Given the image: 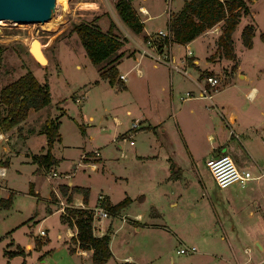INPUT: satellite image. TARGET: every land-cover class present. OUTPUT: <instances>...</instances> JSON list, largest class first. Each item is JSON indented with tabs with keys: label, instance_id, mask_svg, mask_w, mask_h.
<instances>
[{
	"label": "rangeland",
	"instance_id": "1",
	"mask_svg": "<svg viewBox=\"0 0 264 264\" xmlns=\"http://www.w3.org/2000/svg\"><path fill=\"white\" fill-rule=\"evenodd\" d=\"M180 2L181 0H147L144 3H150L154 11L164 6L163 12L169 16L171 13L166 8L173 10ZM245 2L249 13L240 18L231 36L234 51L239 56L241 74L245 76L234 78L233 75L236 84L217 93L212 90L211 99L194 96L181 99L180 95L185 90L196 93L197 85L188 76L169 71L166 65L147 55L141 56L142 61L135 64L141 53L140 47L147 46L144 43L147 37L142 38L141 46L135 44L132 31L115 13L113 0H54L51 17L56 19L51 24H19L10 21L0 24V88L29 70L39 82H47L50 91L48 105L37 112H31L28 119L8 130L10 134L6 142L9 144V152L15 154L11 156L5 174H0V197L10 195L8 205L0 204V264H20L22 260L18 255L7 258L2 254L4 247L10 248L12 243L7 242L11 239L24 248H27L28 241L31 242L32 249L25 257V264L74 263L64 245V242L68 246L73 242L71 236H65V223L61 222L60 217L63 212L59 210L54 193L53 196L51 194L54 189L65 199L59 191V181H71L72 185L86 187L87 207L91 209L96 205L98 193H102L106 201L109 199L112 204L125 196L129 197L130 201L119 209L118 214L111 213L109 217L101 219L103 223H111L108 232L109 248L113 256L106 264H119L124 260L135 264H232L235 261L233 252L240 261L247 258L246 264H264V248L258 250V245L251 238L257 234L258 240L264 244L263 227L243 217L244 232H233L231 236V232L227 230H212L205 224L202 216L193 217L189 214L191 205L203 203L194 199L195 194L198 195L200 191L204 193L198 177L208 187L214 185L203 160L197 163V171H186V174L195 177L191 179L189 188L183 190L180 183L165 179L169 172L170 161L167 156L170 148L179 159L185 155V140L193 153L198 155L197 159H200L209 144L205 133L215 136V144L223 142V146L219 148L222 150L220 153L228 154L232 149L242 162L241 165L248 168L251 174L254 172L251 157H256L258 161L254 152L264 153V142L259 139H253L251 143L255 150L253 152L247 136L236 133L238 131L235 126L231 128L235 130L237 137L228 131L229 127H220L219 116L223 111L220 103H229L231 111H237L240 101L244 100L240 87L245 88L250 83L256 85L259 89L258 96L264 103V40L260 38V34L264 32V0ZM131 5L135 9L132 1ZM164 16L163 13L152 23L162 25ZM99 18L104 22L113 21L112 31L116 36L126 38L118 49L124 54L117 67L121 72H126L124 83L127 87H120L123 82L118 76L115 84L109 85L99 75L100 70L107 66L108 59L98 65L92 64L72 30L73 25L81 21H93L98 25ZM246 24L254 27L249 48H245L241 42V30ZM155 34L151 36L155 37ZM209 34L212 33L207 35ZM216 37L213 40L215 48ZM33 38L40 41L47 58L46 63L36 62L29 54L28 46ZM160 39L154 40L156 46ZM147 47L150 48V45ZM161 47L162 45L158 46ZM184 50L185 47L181 44L171 48L179 59L184 57ZM190 50L203 63L204 45L195 41L190 45ZM212 56L210 63L218 68L212 69L210 74L218 79L215 89H219L233 79L228 71L230 61L227 63L218 57L215 51ZM76 64L79 67H75ZM137 68L141 70L140 74ZM187 71L194 73L190 68ZM181 101L184 103L178 108ZM171 103L175 113H172ZM189 106H192L193 112L187 111ZM262 110L264 111V104ZM89 115L92 116L91 119L88 118ZM56 116H59V133L62 138L58 148L55 147L56 156L60 159L59 165L46 171L38 169L36 163L24 162L23 154L29 158L31 155L32 159V152L38 154V149L45 141V137L40 134L27 137L30 129L34 131L42 126L47 117ZM245 117L246 115L243 118L247 120ZM223 119L225 120L222 117ZM134 121L138 128L132 134L133 143L116 142L114 138L121 136ZM5 139L3 137L0 140ZM94 149L99 152L96 157L91 152ZM4 157L7 158L6 154L1 158ZM91 163L95 166L91 167ZM29 182L33 183L32 194L28 192ZM249 182L250 180L242 185H232L246 190L250 187ZM178 193V204L170 206L168 197L173 194L177 196ZM74 195L75 193L72 196ZM72 202L73 197L71 204ZM263 207L262 203V211ZM137 214L139 218H136ZM98 224L99 221L92 219V230L95 233ZM163 225H169V228ZM44 228H47L50 240L38 250L36 240H48L47 233L39 235V230ZM8 232L12 238H9ZM57 233L61 234L60 238ZM192 243L196 247L194 252H176L178 247ZM245 246L251 249V253H244ZM125 256L128 259H124Z\"/></svg>",
	"mask_w": 264,
	"mask_h": 264
},
{
	"label": "trees",
	"instance_id": "2",
	"mask_svg": "<svg viewBox=\"0 0 264 264\" xmlns=\"http://www.w3.org/2000/svg\"><path fill=\"white\" fill-rule=\"evenodd\" d=\"M132 0H115L114 9L120 21L133 33L142 30V22L137 11L131 5ZM249 13L245 0H183L179 10L169 15L166 28L170 35L171 42L185 44L203 31L219 24V33L216 37L215 53L218 57L230 59L229 74H232L237 66V58L233 51L232 32L238 21ZM114 22L110 21L108 28L103 31L93 21H81L73 25L72 30L79 38L84 48L85 55L90 62L98 65L108 59L107 66L101 69L99 75L106 79L109 85H114L118 71L116 64L122 58L124 52L119 50L125 43L126 38H120L112 31ZM254 27L246 24L241 30V42L245 47L251 46V37ZM146 37L144 36V39ZM264 40V32L260 34ZM165 38H161L158 46H161ZM213 56L210 55L208 59ZM121 88L124 87L122 84ZM50 102V91L47 82H39L33 73L25 71L16 79L10 81L0 88V130L8 131L26 118L29 108L38 110ZM58 116L46 118L38 129L46 137V146L43 153L33 154L32 162L37 164L38 169L49 170L58 163V160L51 154V146L54 140H59ZM83 132V129L80 128ZM8 159L0 160V166H6ZM33 183L29 182L28 192L32 194ZM60 193L67 202L72 201L74 193L82 195L83 207L68 206L65 214L61 215V222L76 229L71 236L74 244L81 249H92L91 264H104L111 256L109 248V233L94 235L92 231V209L87 207L88 189L77 185H58ZM52 192V191H51ZM53 196V192L51 193ZM10 195L0 198L1 205H8ZM130 201L125 196L119 202L110 204L105 201V207L110 213H116L121 207ZM47 240H36V248H39ZM73 250L72 247H69ZM3 254L7 258L14 255L24 256V251L19 246L15 249H4ZM23 264V262H21ZM119 264H135L132 261H122Z\"/></svg>",
	"mask_w": 264,
	"mask_h": 264
},
{
	"label": "crops",
	"instance_id": "3",
	"mask_svg": "<svg viewBox=\"0 0 264 264\" xmlns=\"http://www.w3.org/2000/svg\"><path fill=\"white\" fill-rule=\"evenodd\" d=\"M113 1H115V0H113ZM145 1H147V0H141L140 2H137V0H132V3L134 4L135 9L137 10V14H138V16L142 22V30L139 33H133L132 32L133 33L132 34L133 40L135 41V44L137 46L138 45L141 46L143 44L142 38L144 36L147 37L148 35H151V34L153 35L154 33H156L157 30L164 29L166 26V21H167V15L168 14L165 11L163 12L164 6H161L158 10L154 11L152 5L150 3H148V4L144 3ZM182 3H183V0H181V2L173 10L169 8V12L172 14V13L176 12L177 10H179ZM92 9H94V8H92ZM163 13L165 14V16H164L162 25L161 24L155 25V23H152L155 19L159 18ZM100 20H101V18H99L97 20L98 26L100 27L101 30L105 31L108 28L110 22L109 21L104 22V21H102V20L100 21ZM100 22H102V23H100ZM208 33H212V34L207 35ZM218 33H219V24H216L213 27H211L210 29H207V30L203 31L202 33H200L198 36H196L191 41H189L185 44H181L183 47L188 48L189 50H190V45L195 41H199L202 46L204 45L205 53L202 56L203 63H200L199 58L197 57V55H195L193 53V50H190L191 53L189 56H187V55L185 56V50L182 53V55L184 56V57H182L184 59V63L181 64V67L185 68L186 71L188 68H190L191 71L194 72V73H190L189 71H187V73L189 75L188 77L195 84L196 83L202 84V82L204 83L205 76L211 75L210 74L211 70L214 68H218L217 65L210 63L211 59H208V57L210 55H212V53H214V51L216 50L213 40L218 35ZM174 45H177V44H174ZM212 46H214V47H212ZM233 51H234V48H233ZM170 53L173 54L172 51H170ZM234 53L236 55L238 63H237L236 69L234 71L235 73L234 72L232 73L231 78H233V75H234V78L237 76H238V78L239 77L242 78L245 75L241 74L240 65H239V56L235 51H234ZM135 55H136V52H135ZM141 56L143 57V55H140V54L138 55V57L135 60V64H138V63H140V61H142ZM175 57H176V55H175ZM222 59H224V58H222ZM120 60H121V58H120ZM120 60L118 61V63L120 62ZM224 60L227 61V63L230 61V64L232 62L230 59H224ZM117 64H116V68H117L118 74H124L125 78H126V72H121L119 70V68L117 67ZM75 67H79V64H76ZM137 70H138V73L140 74L141 70L139 68H137ZM204 74H206V75L204 76ZM234 78L228 84L222 86L219 89H216L214 91V93H217V92L227 88L228 86L236 84L234 81ZM124 80H120V81L123 82L122 84L124 85V87H127V85H125V83H124ZM170 87H171L170 91H172L173 88H172L171 83H170ZM240 90L242 91V94H243L242 97L244 98V100L240 101L237 111H235V112L231 111L232 106L229 103H220V106L223 109L222 113H220V116H219L221 118L220 127H224L223 125H225L226 127H229V125L224 123V119L222 120V117L225 118V120L226 119L228 121L230 120L231 121L230 126L236 127V129L238 131L236 133L246 135L248 142L252 146L251 143H252L253 139H256V140L259 139V141L264 142V111L262 110L264 103H263L262 98L260 96H258L259 95V89L256 87V85H254L252 83H250L249 85L246 84L245 88L240 87ZM189 91H191L194 94V97H196L195 96L196 93H194V91H192V90H189ZM170 96H171L170 99H172V96H173L172 92H171ZM198 98H201V97H198ZM182 102L183 101L179 102L178 108H181V106L184 103V102L183 103ZM171 105H172V103H171ZM42 108H40L38 110H33L32 108H29L27 111V115H26L25 119H28L31 112L32 113L37 112V111L41 110ZM187 111L189 113L193 112L192 106H189L187 108ZM175 112H176V110H174V107L172 105V113H175ZM244 115L247 116V117H245V118H248L247 120H245L243 118ZM47 118H49V117H47ZM58 118H59V116H58ZM88 118L91 119L92 116L89 115ZM25 119L22 120L21 122L25 121ZM58 121H59L58 122V132H59L60 120L58 119ZM38 129H34V131H33V129H30V131H29L30 133L27 135V137L29 135L31 136L33 134H40V135L44 136L43 133L38 132ZM9 134H10V131L0 130V135L2 136V137L0 136V139L3 137L4 138L6 137L5 140H0V160L5 158V157L1 158L3 154L4 155L6 154V157L8 159V164L6 166H0V171L2 170L3 175L5 174L6 168L10 163L11 156L15 154V153L9 152V144H8V142H6L7 140H9ZM205 134H206V140L208 141L209 144H208V148L206 150V153L201 155L200 159H197V158H199L198 155L193 153L189 144L187 142H185V140H183V145L185 147V155L182 157H179V159L176 158L174 150L172 148H170L169 155L167 156V159L170 161L169 172H167L168 174L166 173L167 177H165V179H167L168 181L171 180L172 183H180L181 184L180 187L183 188V190L185 188H189V184L191 182V179L193 180L195 177H193L192 174H186V171L187 170L190 171L191 169L197 171L198 170V166H197L198 162L203 160L204 165H205V160L207 158L212 157V156H216V155H218V153L222 152V150L219 148H220V146H223L222 145L223 142L222 143L219 142L218 144H215V142H216L215 136L212 133H205ZM3 135H6V136H3ZM59 135H60V139L54 140L52 142V146H51V154L58 160V163H59L60 159H59V157L56 156L55 147L58 148V144L61 143V139H62L61 134L59 133ZM45 146H46V137H45L44 143L41 144L40 148L38 149V153H43ZM230 150L231 151L228 154L232 157V159L234 160L236 165L239 168H244V169L249 170L248 168L241 165L242 162L236 157L234 151H232V149H230ZM252 150H253V146H252ZM254 151L255 150H253V152ZM19 152H21V151H19ZM34 153L35 152H32V154H34ZM254 154H255V156H257L258 161L256 160V157H251L252 162H253V164H252L253 165V171H254L252 173V175L253 176L259 175V176L250 180L249 183H251V184H250V187L248 189L243 190L244 188H238V186L231 184V185H228L226 187H223V189L226 188V190L220 191V189H217L218 187L215 185V183H214L215 186L209 185V187H208L207 185H205L203 183V180L201 178L199 179V177H198L199 184L201 185L204 193H202L200 191V193L198 195L195 194L194 199L196 201H203V203L198 202L196 205L195 204L191 205V207H189V211H188L189 214L192 215L193 217L198 216V215L202 216L201 217L202 219L205 218L204 219L205 224L209 225V227L212 228V230L216 231V230H218V228L220 230H225V231L227 230V231L231 232V236L233 235V232L239 233V232L244 230V227H243L244 223L242 222L243 217H245L246 220H251L252 223L259 225V227L264 228V211H262L260 209L261 204L263 203V205H264V153L255 151ZM23 158H24V160H23L24 162L34 163V162H32L31 155L29 158L28 156L23 154ZM58 163L55 165V167H57L59 165ZM192 170H191V172H192ZM59 182H61L60 184L66 183L67 185H70V186L72 185L71 181H66L65 183H63L64 181H59ZM6 197H8V195L5 197H0V198H6ZM72 197L74 199V202L82 203V196L80 193H75V195ZM179 197H180L179 193L177 194V196H174V194H173L170 197H168L169 205L170 206H176L178 204ZM45 199H47V197ZM107 200H108V202H110L109 199H107ZM260 202H261V204H260ZM110 204H112V203L110 202ZM207 205L209 206L210 209L206 208ZM87 206H88V202H87ZM220 211H221V213H220ZM203 212L206 214L203 215ZM112 214H118V212L112 213ZM206 216H208V218H206ZM136 218H139V214L136 215ZM41 220H43V217L41 218ZM101 222L102 221L100 220L99 224L97 226V229H96L97 230L96 233L92 230L94 235H101L105 232L109 233L108 229H110L111 223L106 221L105 223L102 222V224H101ZM64 225H65L64 226L65 236L69 235L68 233H75V231H76L75 228L73 229V228L67 226L66 224H64ZM164 227L169 228V225H165ZM136 229H138V228H136ZM44 230H45V234L47 233L46 235H48L47 228H44ZM7 234H9V236H10L9 238H12L10 235V232H8ZM57 237L60 238L61 234L57 233ZM257 237H258L257 234L253 235V237H251V238H253L252 239L253 243L254 244L256 243L258 245V247H259V248H257L258 250H263L264 244H262V242H260V240H258ZM49 240H50V237L48 235V240L45 241L43 244H41V246L38 248V250L43 248V246L46 243H48ZM109 241H110V236H109ZM10 243H12V244H10ZM7 244L11 245L10 248H9V246H7ZM7 244H6L7 247H4L3 250L6 248L9 250H12V249H15L16 246H19L20 248L23 249L24 256H20V255H18V256H20L22 258V260L20 261V264H21V262H23V264H25V262H26L25 257L30 253V250L32 249L31 242L30 241L27 242V244H26L27 248H24L19 243H15L12 239L9 242H7ZM64 245H65L67 251L69 252V254L71 256V260H73V262H74L73 264H91L92 249H81L77 246V244H74V243H72L71 245L68 246V244L66 242H64ZM190 245H194V244L192 243ZM69 247H72L73 250H70ZM245 247L248 250L247 253H251V249H249L248 246H245ZM3 250H2V254H3ZM231 251L233 252L232 247H231ZM244 253H245V251H244ZM233 254H234V258H235L234 260L235 261L231 262L232 264H241V263L246 264L248 262L247 258L245 260L240 261L239 258L235 255V252H233ZM15 256H17V255L12 256L11 258H14ZM123 258L128 259L127 256H125ZM125 261H129V260H125ZM106 263H107V261L104 264H106ZM252 264H255V262H253Z\"/></svg>",
	"mask_w": 264,
	"mask_h": 264
},
{
	"label": "built area",
	"instance_id": "4",
	"mask_svg": "<svg viewBox=\"0 0 264 264\" xmlns=\"http://www.w3.org/2000/svg\"><path fill=\"white\" fill-rule=\"evenodd\" d=\"M169 8H166V11ZM169 16H167L168 19ZM167 22V21H166ZM157 38H165V41L162 44L161 48H158L155 44L154 40ZM147 46L150 45V48L145 46V47H140L141 53L140 55H147L150 58H152L154 61H158L163 63L164 65L167 66L169 71H177L180 72L183 75L189 76L186 69L181 67V64L184 63V59H179V57H175L172 53H170L171 48L174 44H178L175 42H171L170 35L167 31V28L165 26L164 29L157 30L155 37H152L151 35H148L147 38L145 39L144 42ZM172 43V44H171ZM149 44V45H148ZM191 51L188 48H185V56H189ZM118 77L120 80L125 79L124 74H118ZM205 81L204 83H196L197 85V92L195 94L196 97H201V98H206V99H211V94L212 90H216L215 87L218 83V79L213 76V75H207L205 76ZM194 94L189 91L185 90L182 95H180L181 99H188L190 97H193ZM76 100H79L76 98ZM227 125H229V132L231 134H234L235 137H237V134L233 131L231 128L230 124L231 121L229 120H224ZM138 128L137 122H131L129 127L122 132V135H117L114 139L116 142L118 141H127L129 144L133 143L132 140V134L135 131V129ZM120 137V138H118ZM94 157L99 155V152L97 149H94L91 151ZM91 167L95 166L94 163L90 164ZM205 166L207 170L209 171L215 185L218 188H223L226 187L232 183H240L241 185L249 181L255 177L258 176H253L249 170L244 169V168H239L232 157L227 154V153H219L216 156L209 157L205 160ZM2 170L0 171V174H2ZM53 175H56L54 171H52ZM54 196L56 198L57 203L59 204V210L65 214V208L68 206H75V207H83V203L80 202H67L65 199H62L56 190L53 189ZM96 205L92 207V219H96L97 221H100L103 218H107L110 215V212L108 209L105 207V201L106 197L102 193H98L96 196ZM124 219V217H122ZM92 229L93 225H92ZM70 236H73L75 233H68ZM39 235L44 236L45 235V230L40 229L39 230ZM196 250V247L194 245H182L176 249L177 253L180 254H187L189 252H194ZM246 253L248 252L247 249L244 250ZM243 264V263H241Z\"/></svg>",
	"mask_w": 264,
	"mask_h": 264
},
{
	"label": "water",
	"instance_id": "5",
	"mask_svg": "<svg viewBox=\"0 0 264 264\" xmlns=\"http://www.w3.org/2000/svg\"><path fill=\"white\" fill-rule=\"evenodd\" d=\"M54 0H0V19L17 23L44 22L51 16ZM28 52L38 63L47 62L40 41L33 38Z\"/></svg>",
	"mask_w": 264,
	"mask_h": 264
},
{
	"label": "bare ground",
	"instance_id": "6",
	"mask_svg": "<svg viewBox=\"0 0 264 264\" xmlns=\"http://www.w3.org/2000/svg\"><path fill=\"white\" fill-rule=\"evenodd\" d=\"M56 19V18H55ZM55 19H54V17H51L50 16V18L48 19V20H46V21H44V24H51V23H53V22H55ZM6 21H9V20H6V19H0V24L1 23H4V22H6ZM10 22H13V23H17V22H15V21H10ZM60 22V21H59ZM41 23H43V22H41ZM20 24V23H19ZM49 27V26H48ZM51 27V26H50ZM52 27H54V26H52ZM40 46H41V43H40ZM41 48H42V46H41ZM46 57V56H45ZM43 63H45V62H43Z\"/></svg>",
	"mask_w": 264,
	"mask_h": 264
}]
</instances>
